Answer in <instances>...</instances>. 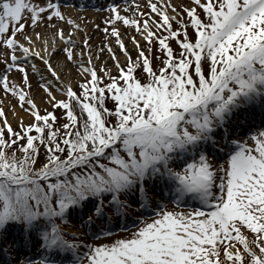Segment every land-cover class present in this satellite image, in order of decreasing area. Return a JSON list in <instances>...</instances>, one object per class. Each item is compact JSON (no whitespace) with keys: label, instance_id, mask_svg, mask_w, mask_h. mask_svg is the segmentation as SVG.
Returning <instances> with one entry per match:
<instances>
[{"label":"snow or ice","instance_id":"snow-or-ice-1","mask_svg":"<svg viewBox=\"0 0 264 264\" xmlns=\"http://www.w3.org/2000/svg\"><path fill=\"white\" fill-rule=\"evenodd\" d=\"M78 2L0 0V264H264V0Z\"/></svg>","mask_w":264,"mask_h":264},{"label":"rangeland","instance_id":"rangeland-1","mask_svg":"<svg viewBox=\"0 0 264 264\" xmlns=\"http://www.w3.org/2000/svg\"><path fill=\"white\" fill-rule=\"evenodd\" d=\"M88 5H90V3H88ZM72 12L74 14L80 13V15H82V14H88V15H91L92 14V15H95V16H97V22H99V16L100 15H105V13L98 12V11H96V9H92L90 6H88V8L83 13L80 12V11L78 12V9H76V8H74V10H72ZM101 28H103V25L102 24H101ZM87 33L92 37V39L90 40V43L93 44V45L99 46L100 45L101 38L103 37V32L102 31H95V30H93L92 27H91V25L88 24L87 25ZM129 47H131V45H129ZM101 59H103V56H101ZM110 64H111V62L109 61V65ZM0 67H3V65H0ZM14 75L18 77L19 74L18 73H15ZM29 75H30V78L33 81V87L35 88L36 87V78L35 77H32L31 73H29ZM0 98H2V97H0ZM36 99H37V102L39 103L40 102L39 95H37ZM12 102L15 103L14 100ZM9 118H10V115H9ZM33 251H35V249Z\"/></svg>","mask_w":264,"mask_h":264},{"label":"bare ground","instance_id":"bare-ground-1","mask_svg":"<svg viewBox=\"0 0 264 264\" xmlns=\"http://www.w3.org/2000/svg\"><path fill=\"white\" fill-rule=\"evenodd\" d=\"M76 7H78V5H77V3H76ZM72 7H69L68 9H67V11L69 12V13H71L73 16H77V15H80V13H77V14H74L73 12H72ZM79 12V11H78ZM82 15H85V14H82ZM88 15V14H87ZM92 15V14H91ZM17 111L19 112V109H17ZM10 119H11V116H10Z\"/></svg>","mask_w":264,"mask_h":264}]
</instances>
